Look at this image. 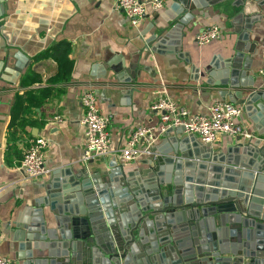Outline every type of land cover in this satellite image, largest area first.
<instances>
[{
    "label": "crops",
    "instance_id": "obj_1",
    "mask_svg": "<svg viewBox=\"0 0 264 264\" xmlns=\"http://www.w3.org/2000/svg\"><path fill=\"white\" fill-rule=\"evenodd\" d=\"M164 1L158 10L148 6L134 27L122 10L115 9L114 0H0V256H8L13 264H23L24 259L21 253L16 258L12 223L26 215L34 198L45 196L53 171L86 168L108 172L114 160L128 171L145 170L151 157H163L169 149L164 132L157 130L159 112L152 109L158 98L168 97L197 114L206 113L213 102L223 101L218 95L220 88H210L207 75L200 76L202 67L212 59L219 63L234 53L235 46L242 47V74L238 73L234 82L252 83V89L264 91L258 74L264 68V5L247 0L237 7L232 0H224L191 11L193 18L182 29L172 31L175 0ZM246 21L250 27L248 42L243 45L238 35L247 28ZM210 25L220 28L221 37L198 45L195 35ZM153 34L168 35L162 43L152 42L155 51L146 43ZM59 42L69 44L66 58L59 56L60 63L47 54ZM34 78L37 80L31 82ZM85 89L94 91L100 111L108 119L112 151L87 161L81 159L84 128L79 100ZM258 102L264 104V100ZM258 112L255 107L252 111L242 109L239 121L252 138L240 142L257 138L251 119ZM139 126L153 128L157 140L147 153L120 163L114 154L125 147ZM36 136L48 141L44 149L48 173L27 179L20 163L27 143ZM235 138L220 135L210 144L197 140L204 153L218 156L237 142ZM263 145L262 136L259 148ZM145 147V141L138 144L140 149ZM137 178L143 182L140 174ZM144 245L143 241L133 244L130 263L143 264L138 260ZM76 253L79 260L84 255L81 250Z\"/></svg>",
    "mask_w": 264,
    "mask_h": 264
},
{
    "label": "water",
    "instance_id": "obj_2",
    "mask_svg": "<svg viewBox=\"0 0 264 264\" xmlns=\"http://www.w3.org/2000/svg\"><path fill=\"white\" fill-rule=\"evenodd\" d=\"M222 1L175 0L172 31L193 18L191 11ZM232 1L238 7L247 0ZM250 1L264 5V0ZM241 15L237 13L238 21ZM249 22L238 35L243 45ZM167 38L153 34L146 43L155 51L152 42ZM233 52L219 63L212 59L200 76L207 75L210 88H220L223 101L259 111L251 119L256 139L240 142L236 136L237 142L215 156L200 149L195 135L170 127L164 131L169 149L163 157H151L145 170L128 171L115 160L108 172L55 170L45 196L34 198L26 215L12 223L16 258L21 253L23 264H133V244L143 241L145 251L138 260L143 264H264V145L259 148L264 104L258 102L264 91L234 82L242 74V47ZM79 250L84 254L80 260L75 258Z\"/></svg>",
    "mask_w": 264,
    "mask_h": 264
},
{
    "label": "built area",
    "instance_id": "obj_3",
    "mask_svg": "<svg viewBox=\"0 0 264 264\" xmlns=\"http://www.w3.org/2000/svg\"><path fill=\"white\" fill-rule=\"evenodd\" d=\"M164 4V0H114L115 9L122 10L134 27L142 21L148 6L158 10ZM220 37V28L217 25H210L199 30L195 35V42L198 45H205ZM258 74L264 85V68H261ZM79 100L83 110L81 124L84 128L81 159L87 161L110 154L111 138L106 129L108 119L100 111L96 94L91 89H85ZM152 109L159 112L157 125L159 134L170 127H182L186 134L195 135L202 144L213 143L220 135L252 138V134L247 132L243 123L239 121L242 114L241 106L231 102H213L206 113L197 114L191 113L168 97H160L152 105ZM156 140L153 128L139 126L131 133L125 147L114 156L120 163L129 162L147 153L150 145ZM141 141H145V148H138ZM47 145L48 141L43 136H36L27 143L20 163V170L27 179H38L48 173L44 164V149ZM0 264L13 262L4 255L0 256Z\"/></svg>",
    "mask_w": 264,
    "mask_h": 264
},
{
    "label": "trees",
    "instance_id": "obj_4",
    "mask_svg": "<svg viewBox=\"0 0 264 264\" xmlns=\"http://www.w3.org/2000/svg\"><path fill=\"white\" fill-rule=\"evenodd\" d=\"M68 48H69V44L67 42H59L53 45L52 47H50L47 51V54L59 62L60 61L59 56H61L63 59L66 58L69 50ZM36 80L37 78H34L31 82Z\"/></svg>",
    "mask_w": 264,
    "mask_h": 264
}]
</instances>
